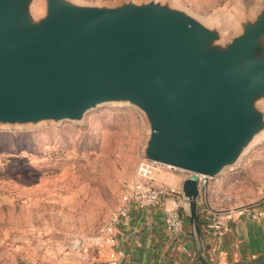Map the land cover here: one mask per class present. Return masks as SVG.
Returning a JSON list of instances; mask_svg holds the SVG:
<instances>
[{
	"label": "water",
	"instance_id": "water-1",
	"mask_svg": "<svg viewBox=\"0 0 264 264\" xmlns=\"http://www.w3.org/2000/svg\"><path fill=\"white\" fill-rule=\"evenodd\" d=\"M225 33L157 0H0V126L136 107L149 125L142 158L188 172L199 235L200 175L219 176L263 133L264 0Z\"/></svg>",
	"mask_w": 264,
	"mask_h": 264
},
{
	"label": "rangeland",
	"instance_id": "rangeland-1",
	"mask_svg": "<svg viewBox=\"0 0 264 264\" xmlns=\"http://www.w3.org/2000/svg\"><path fill=\"white\" fill-rule=\"evenodd\" d=\"M75 1L114 5L124 0ZM157 1L222 26L226 37L239 15H252L259 2ZM262 132L234 165L209 179L205 207L264 202ZM148 135L145 115L120 102L98 105L80 123L0 126V264H88L86 237L107 221L122 192L136 182Z\"/></svg>",
	"mask_w": 264,
	"mask_h": 264
},
{
	"label": "crops",
	"instance_id": "crops-1",
	"mask_svg": "<svg viewBox=\"0 0 264 264\" xmlns=\"http://www.w3.org/2000/svg\"><path fill=\"white\" fill-rule=\"evenodd\" d=\"M165 169L167 171L162 170L161 166L157 167L152 183L157 188L176 192L179 214L183 221L182 229L174 232L165 226L161 206L131 202L128 224L116 230L117 245L123 253L113 259L109 255L111 249L108 246L100 249L89 247L88 254H85L88 264L258 263L259 258L264 256V218L218 219L216 213L221 208L209 204L205 207L203 204L204 201L207 202V186L200 191L198 198L201 230L197 235L188 217L187 201L181 192L182 182L188 174H181V171L166 166ZM138 180L136 175V182L130 186L135 185ZM208 211H213L210 218L205 216ZM212 222L219 226L210 225Z\"/></svg>",
	"mask_w": 264,
	"mask_h": 264
},
{
	"label": "built area",
	"instance_id": "built-area-1",
	"mask_svg": "<svg viewBox=\"0 0 264 264\" xmlns=\"http://www.w3.org/2000/svg\"><path fill=\"white\" fill-rule=\"evenodd\" d=\"M163 165L156 161L141 158L137 165L136 175L138 182L122 192L120 202L110 212L106 222L101 224L95 233L86 237L85 242L89 247L97 249L108 246L111 249L110 257L117 259L123 252L118 248V239L116 230L121 226L128 224L130 217V203L138 202L146 206H161L163 210V221L167 228L174 232L182 229L183 221L178 212L179 201L176 198V192L172 189H160L152 183L153 173L157 167ZM169 167L167 165H163ZM172 168V167H170ZM178 170L176 168H173ZM180 171V170H179ZM210 177L200 175L198 184L201 190H204L209 183ZM166 198L168 200H166ZM213 211H208L205 216L210 218ZM218 219L235 220L246 218L257 220L264 218V203L258 205H244L238 207H223L216 213ZM210 225L218 227V223Z\"/></svg>",
	"mask_w": 264,
	"mask_h": 264
},
{
	"label": "trees",
	"instance_id": "trees-1",
	"mask_svg": "<svg viewBox=\"0 0 264 264\" xmlns=\"http://www.w3.org/2000/svg\"><path fill=\"white\" fill-rule=\"evenodd\" d=\"M178 212H179V209H178ZM198 224H199V230H201V222H200V217L199 216H198ZM256 264H264V256L260 257L259 260H258V263H256Z\"/></svg>",
	"mask_w": 264,
	"mask_h": 264
}]
</instances>
